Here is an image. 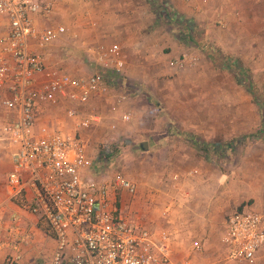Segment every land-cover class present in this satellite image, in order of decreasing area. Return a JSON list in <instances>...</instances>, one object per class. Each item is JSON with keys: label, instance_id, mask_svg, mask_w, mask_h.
<instances>
[{"label": "rangeland", "instance_id": "1", "mask_svg": "<svg viewBox=\"0 0 264 264\" xmlns=\"http://www.w3.org/2000/svg\"><path fill=\"white\" fill-rule=\"evenodd\" d=\"M165 1L156 4L163 7ZM169 6L158 18L150 15L144 42L149 51L138 56L145 65L139 72L147 77L145 81H129L124 71L113 88L116 94H126L124 100L112 92L84 108V115L97 121L81 133L90 153L101 156L94 165L98 173L90 175L121 172L136 184L141 203L134 208L135 199L130 197L122 202V210L154 231H166L174 264H249L226 260L220 242L224 223L217 224L209 242L195 243L189 229L179 238L177 231L184 210L191 216V208L206 205L211 194L222 192L220 196L230 198L223 219L244 205L264 206V0H223L224 8L202 24L196 19H173V14L183 15ZM77 45L74 30L60 46V62L71 73H90L96 65ZM173 49L177 53L172 54ZM130 55L135 59V54ZM177 59H183V66L170 65ZM124 113L129 115L128 125L132 119L138 123L120 126ZM43 117L71 123L62 111ZM153 139L166 142L149 148ZM142 141L147 142L146 150ZM8 159L0 139L1 167ZM195 159L223 176L220 186L194 185ZM149 209L150 219L145 215ZM36 225L37 238L47 241L45 223L37 218ZM50 257H35L32 262L49 264Z\"/></svg>", "mask_w": 264, "mask_h": 264}, {"label": "built area", "instance_id": "2", "mask_svg": "<svg viewBox=\"0 0 264 264\" xmlns=\"http://www.w3.org/2000/svg\"><path fill=\"white\" fill-rule=\"evenodd\" d=\"M53 13L52 0H0V139L10 159L8 201L18 200L45 223L55 243L49 264H174L166 231L122 210L121 192L134 197L136 184L121 172L90 175L101 156L90 153L81 133L97 121L84 108L111 95L122 80V48L116 42L95 47L93 71H67L49 59L51 47L69 34L64 23L51 21ZM170 65L181 67L183 59ZM61 111L70 130L64 120H44ZM220 242L226 260L252 263L264 246V206L229 212ZM21 257L14 246L0 264H20Z\"/></svg>", "mask_w": 264, "mask_h": 264}, {"label": "crops", "instance_id": "3", "mask_svg": "<svg viewBox=\"0 0 264 264\" xmlns=\"http://www.w3.org/2000/svg\"><path fill=\"white\" fill-rule=\"evenodd\" d=\"M52 1L54 2V13L50 16L51 21L64 23L69 29V34H73L76 30L77 46L93 63H96L93 53L95 47L107 45L110 40L113 41L111 43L120 44L125 59L124 71L128 75L129 81L132 80L134 83H141L147 78L139 73L145 65L142 58L138 59V56L142 57L144 52L149 51L148 45L145 46L144 42L148 39L150 28L148 23L152 12L153 16L158 18L162 16L161 10L165 11V7L167 10L170 9V4L177 14L183 15V17H177L173 14V19L179 18L180 22H184L186 18L196 19L202 24L207 18L213 19L217 10L224 8L223 0H167L166 3L163 2V7L156 4L157 0L153 4L149 0ZM190 32L194 33V28ZM133 35L137 37L134 39ZM60 46L62 44L57 43L50 49L49 59L53 63L62 60ZM171 52L175 54L177 49H173ZM132 53L135 54V59H131L130 54ZM62 114L64 115L63 112ZM125 121H122L123 124L120 126H134L138 123V120L132 119V123L128 125ZM165 142V140L162 142L160 139H153L151 143L148 142V146L151 148ZM9 169L10 159L6 160L4 167H1L0 163V260L11 253L14 246H17L22 254L20 264H34L32 259L34 260L35 257L48 259L53 252L55 243L51 237L47 241L38 239L36 218L18 204L8 201L5 178ZM193 171L196 176L194 185L215 183L220 186L219 183L223 182V176L215 174L214 170L200 159L196 160ZM221 193L216 197L211 194L206 200V205H202L201 200L194 198L196 202L200 201L201 207L199 205L197 210L191 208L190 215L192 217L188 216L187 210H184L185 213L178 219L179 231H177V235L179 238L182 237L184 229H189L194 233L195 243L199 240L209 242L210 238L215 237L216 226L219 222L224 223L223 215L230 200V198L226 199L224 195L220 196ZM130 197L127 192H121L122 202L128 201ZM131 198L135 199L131 204L136 208L141 201L136 198V195ZM145 215H148L150 219L151 209L147 210ZM197 225L200 227L197 228ZM249 264H264V246L257 252L255 260Z\"/></svg>", "mask_w": 264, "mask_h": 264}, {"label": "water", "instance_id": "4", "mask_svg": "<svg viewBox=\"0 0 264 264\" xmlns=\"http://www.w3.org/2000/svg\"><path fill=\"white\" fill-rule=\"evenodd\" d=\"M141 147L146 150L147 149V142L146 141H142L141 142Z\"/></svg>", "mask_w": 264, "mask_h": 264}, {"label": "trees", "instance_id": "5", "mask_svg": "<svg viewBox=\"0 0 264 264\" xmlns=\"http://www.w3.org/2000/svg\"><path fill=\"white\" fill-rule=\"evenodd\" d=\"M178 19H179V18H178ZM246 86H247L248 90L251 91L250 86H249V85H246ZM195 141H196V140H195ZM196 143L198 144L199 147H201L199 142H196ZM15 203H17L18 205H20V202H19V201H16Z\"/></svg>", "mask_w": 264, "mask_h": 264}]
</instances>
